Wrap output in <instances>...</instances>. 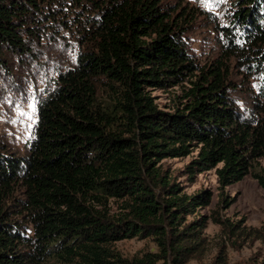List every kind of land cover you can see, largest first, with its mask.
Instances as JSON below:
<instances>
[{
    "label": "trees",
    "instance_id": "trees-1",
    "mask_svg": "<svg viewBox=\"0 0 264 264\" xmlns=\"http://www.w3.org/2000/svg\"><path fill=\"white\" fill-rule=\"evenodd\" d=\"M263 20L264 0H245L233 18L261 56ZM63 30H76L75 60L38 99L27 154L0 145V264H184L204 250L206 221L179 230L181 220L212 193L179 195L160 163L198 149L185 174L214 170L222 209L233 202L225 189L247 176L264 189V100L244 116L222 68L196 73L162 0H0V68L10 55L41 58L44 45L56 52ZM186 78L176 109L160 110L149 91ZM110 199L122 218L101 210ZM150 235L160 255L128 261L109 250Z\"/></svg>",
    "mask_w": 264,
    "mask_h": 264
},
{
    "label": "rangeland",
    "instance_id": "rangeland-1",
    "mask_svg": "<svg viewBox=\"0 0 264 264\" xmlns=\"http://www.w3.org/2000/svg\"><path fill=\"white\" fill-rule=\"evenodd\" d=\"M244 2L162 0V6L171 20L182 26L183 41L187 54L197 66L196 73L202 70L206 72L213 67L222 68L231 102L242 115L248 116L255 108L254 104L264 100V56L248 50L250 45L241 39V27L233 23L238 7ZM75 32L63 30V42L56 45V52H53L55 45H44L39 52L41 58L30 60L10 55L7 57V69L0 68V145L9 152L19 156L27 154L37 119L38 99L52 87L58 72L70 67L75 60L73 50L78 46ZM228 36L244 53L231 52L234 49L230 47ZM190 80L194 79L186 78L178 86L149 93L160 110L173 112L181 100L178 97H182L184 90L191 87ZM197 153L198 149L186 158L165 159L160 163L169 183L178 187L179 195L192 196L203 190L212 193L209 207L183 215L181 220L179 230L202 218L206 221L201 232L204 250L184 264L263 263L264 189L247 176L225 189V194L233 202L226 209L220 208L214 170L197 175L192 180L185 174V167ZM259 163L264 166L263 160ZM121 205L120 201L110 199L101 210L108 218L117 220L125 214ZM249 228L257 229L259 233L246 236ZM30 232L29 228L27 233ZM109 250L128 261L145 254L160 255L157 241L151 235L114 242L109 245ZM172 257L166 264L176 263L171 260ZM158 264H164V260H158Z\"/></svg>",
    "mask_w": 264,
    "mask_h": 264
}]
</instances>
